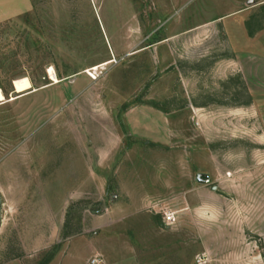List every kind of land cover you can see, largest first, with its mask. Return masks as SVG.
Segmentation results:
<instances>
[{
	"label": "rangeland",
	"instance_id": "rangeland-1",
	"mask_svg": "<svg viewBox=\"0 0 264 264\" xmlns=\"http://www.w3.org/2000/svg\"><path fill=\"white\" fill-rule=\"evenodd\" d=\"M26 2L0 21V264H264V0Z\"/></svg>",
	"mask_w": 264,
	"mask_h": 264
},
{
	"label": "crops",
	"instance_id": "crops-1",
	"mask_svg": "<svg viewBox=\"0 0 264 264\" xmlns=\"http://www.w3.org/2000/svg\"><path fill=\"white\" fill-rule=\"evenodd\" d=\"M12 4L16 6V10H21V8L23 9L25 8L27 2L26 0H0V21L5 19L7 14L9 13L8 12L9 10L5 9V7L10 8ZM240 14H242V12L238 11L235 14H233V16L238 17L241 16Z\"/></svg>",
	"mask_w": 264,
	"mask_h": 264
},
{
	"label": "bare ground",
	"instance_id": "bare-ground-1",
	"mask_svg": "<svg viewBox=\"0 0 264 264\" xmlns=\"http://www.w3.org/2000/svg\"><path fill=\"white\" fill-rule=\"evenodd\" d=\"M110 63H112V61H109V62H105V63L99 64V65H96V66L92 67L90 70L85 71V73H89L90 71L98 70L99 68L104 67V66H107ZM49 73H50V78L54 81L55 84L60 83V80L57 77V75H56V73H55V71H54L53 68H51L49 70ZM6 102H7V99L5 98L4 92L2 91V89H0V104L6 103Z\"/></svg>",
	"mask_w": 264,
	"mask_h": 264
},
{
	"label": "water",
	"instance_id": "water-1",
	"mask_svg": "<svg viewBox=\"0 0 264 264\" xmlns=\"http://www.w3.org/2000/svg\"><path fill=\"white\" fill-rule=\"evenodd\" d=\"M198 180L202 183H208L209 182V178L206 177L204 174H198ZM1 211H2V203L0 200V221H1Z\"/></svg>",
	"mask_w": 264,
	"mask_h": 264
},
{
	"label": "built area",
	"instance_id": "built-area-1",
	"mask_svg": "<svg viewBox=\"0 0 264 264\" xmlns=\"http://www.w3.org/2000/svg\"><path fill=\"white\" fill-rule=\"evenodd\" d=\"M167 218H168V220H171L170 216ZM100 263H101V261L98 258L93 259L91 262V264H100Z\"/></svg>",
	"mask_w": 264,
	"mask_h": 264
}]
</instances>
